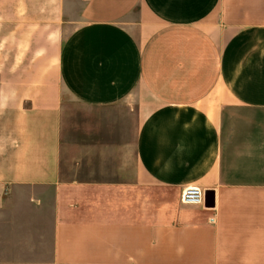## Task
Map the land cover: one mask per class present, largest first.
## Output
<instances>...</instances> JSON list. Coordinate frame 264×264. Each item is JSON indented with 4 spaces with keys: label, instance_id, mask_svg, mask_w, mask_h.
I'll use <instances>...</instances> for the list:
<instances>
[{
    "label": "crops",
    "instance_id": "0c3cea01",
    "mask_svg": "<svg viewBox=\"0 0 264 264\" xmlns=\"http://www.w3.org/2000/svg\"><path fill=\"white\" fill-rule=\"evenodd\" d=\"M0 264H264V0H0Z\"/></svg>",
    "mask_w": 264,
    "mask_h": 264
},
{
    "label": "rangeland",
    "instance_id": "374dc122",
    "mask_svg": "<svg viewBox=\"0 0 264 264\" xmlns=\"http://www.w3.org/2000/svg\"><path fill=\"white\" fill-rule=\"evenodd\" d=\"M149 57L150 54L148 53L147 59H149ZM141 97H143V95L134 93L127 102L115 106V138L113 139L115 145L133 144L136 129L137 99ZM102 117H104L102 112H97V110L88 109L84 106L65 101L62 116L63 140L61 173L63 178L66 179L70 175H73L75 173V165L80 161L79 154L74 150L75 146L108 140V130L101 126V124H99L100 122H97V120H101ZM98 126L101 129H98ZM99 130L104 136L101 137L100 135L97 138L96 133ZM109 140H111V138ZM119 156L122 157L124 155L119 154ZM96 166L97 162L95 161L92 163L93 170L104 176L105 174L112 173L115 162H100L98 163L100 168H96Z\"/></svg>",
    "mask_w": 264,
    "mask_h": 264
},
{
    "label": "built area",
    "instance_id": "2783aa9c",
    "mask_svg": "<svg viewBox=\"0 0 264 264\" xmlns=\"http://www.w3.org/2000/svg\"><path fill=\"white\" fill-rule=\"evenodd\" d=\"M203 198V191L200 188L189 187L183 190L181 202L184 204H200Z\"/></svg>",
    "mask_w": 264,
    "mask_h": 264
}]
</instances>
